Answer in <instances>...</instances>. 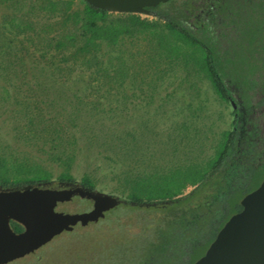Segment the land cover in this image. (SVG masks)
Returning a JSON list of instances; mask_svg holds the SVG:
<instances>
[{"label":"rangeland","instance_id":"obj_1","mask_svg":"<svg viewBox=\"0 0 264 264\" xmlns=\"http://www.w3.org/2000/svg\"><path fill=\"white\" fill-rule=\"evenodd\" d=\"M75 7L82 3L77 0ZM118 15L112 13L109 20ZM11 16L12 9L0 6V157L10 181L34 176L18 173L16 169L25 165L41 167L57 185L64 166L47 139L56 120L69 127L67 146L75 151L76 181L90 173L97 189L122 197L116 175L128 165L141 170L151 163L168 171L179 164L206 163L223 132L231 128L230 105L198 71L191 49L172 51L170 38L160 29L126 35L117 45L104 44L100 59L92 60L103 61L101 75L92 73L94 67L77 65L62 75L45 74L43 65L62 58L31 44L23 33L13 37L3 31V20ZM140 16L163 25L152 16ZM10 62H15V71L8 75L3 65ZM59 100L69 111L80 109L73 124L62 117L58 104L52 106ZM24 135L35 140L27 141ZM193 188L188 185L183 193ZM84 208L77 199L58 205V210L72 213L92 207ZM154 218L145 210L120 211L105 227L79 225L77 235L57 236L38 250L42 259L31 254L8 264H140L142 230ZM85 230L90 231L83 235Z\"/></svg>","mask_w":264,"mask_h":264},{"label":"trees","instance_id":"obj_2","mask_svg":"<svg viewBox=\"0 0 264 264\" xmlns=\"http://www.w3.org/2000/svg\"><path fill=\"white\" fill-rule=\"evenodd\" d=\"M76 1L0 0V6L12 9V16L3 20V31H10L13 37L23 33L30 39L31 44L40 45L45 51L60 55L63 61L43 65L42 72L45 74L62 75L77 65L87 69L94 67L92 73L101 75L104 72L103 61L92 60L99 58L98 54L104 44L117 45L122 37L132 36L138 31L156 33L161 30L172 40L169 39L168 43L172 51H178L182 46L191 49L194 55L190 58L194 60L198 71L208 78L218 97L228 103L229 94L225 78L229 73L231 61H220L215 56L216 49L212 41L180 24L176 14H169L165 8V21L157 19L162 22L161 26L143 20L137 14H119L117 18L109 20L112 13L95 8L83 0H79L82 7H75ZM22 10L24 12H21ZM10 63L11 65H3L8 75L15 71V62ZM51 104L53 107L58 104L60 114L62 117H68L69 123L73 124L79 119L80 109L69 111L60 100ZM67 125H62L56 120L47 131V139L55 151V158L64 166V171L58 176V182L76 181L72 173L75 151L67 146L70 140L66 134L69 129ZM24 139L34 141L35 136L24 135ZM239 149L236 131L230 128L223 132L213 156L206 163L179 164L170 167L168 171L161 165L152 167L151 163L141 170H138L135 164L128 165L116 175V190L125 194L123 198L128 202H135L136 205L121 204L107 212L104 219L91 223L93 228L105 227L120 211H148L150 215H155V218L151 225L142 230L139 250L143 257L140 264H193L204 254L227 220L242 209L243 197L255 190L262 180L261 176L253 175V172L237 159ZM1 163L0 157V185L4 187L52 180L51 175L41 167L22 165L16 169L19 174L34 176L10 181L5 176V166ZM80 182L91 189H97V181L90 173L84 174ZM188 185L194 188L183 197L177 198L184 194L183 190ZM74 199L79 200L85 210L92 207L90 200L80 197ZM166 200L172 202L164 204ZM142 203L148 205L140 206ZM12 226L16 232L23 229L15 222ZM74 230L68 234L77 235ZM89 231L85 230L83 235ZM41 253L42 251H36L33 257L42 259Z\"/></svg>","mask_w":264,"mask_h":264},{"label":"water","instance_id":"obj_3","mask_svg":"<svg viewBox=\"0 0 264 264\" xmlns=\"http://www.w3.org/2000/svg\"><path fill=\"white\" fill-rule=\"evenodd\" d=\"M83 1L109 13L149 15L150 7L169 0ZM75 197L92 201V208L75 213L58 210L60 203L70 202ZM171 202L166 200L164 204ZM121 204L136 205L120 195L91 189L78 181L57 185L52 182L15 187L0 185V264L31 255L79 225L97 223ZM241 206L193 264H264V180L243 197ZM13 222L21 225L22 231L16 232Z\"/></svg>","mask_w":264,"mask_h":264},{"label":"flooded vegetation","instance_id":"obj_4","mask_svg":"<svg viewBox=\"0 0 264 264\" xmlns=\"http://www.w3.org/2000/svg\"><path fill=\"white\" fill-rule=\"evenodd\" d=\"M165 8L177 15L180 24L211 40L220 61H231L225 81L231 128L240 147L237 159L262 177L260 185L264 180V0H169L150 7L149 16L164 20Z\"/></svg>","mask_w":264,"mask_h":264}]
</instances>
